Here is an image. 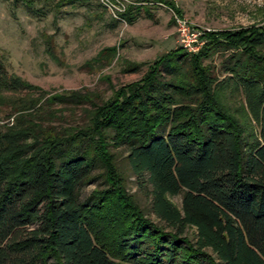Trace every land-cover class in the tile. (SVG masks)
Here are the masks:
<instances>
[{
	"label": "trees",
	"instance_id": "obj_1",
	"mask_svg": "<svg viewBox=\"0 0 264 264\" xmlns=\"http://www.w3.org/2000/svg\"><path fill=\"white\" fill-rule=\"evenodd\" d=\"M50 1L58 10L82 2ZM133 1L121 12L128 22L140 14L139 1L167 3L182 16L173 0ZM24 2L34 9V0ZM203 35L196 52L179 45L162 53L99 103L81 89L53 95L91 101L88 122L60 134L30 122L42 150L21 159L0 140V264H264V109L247 138L225 115L205 62L230 50L225 71L235 85L264 86V24ZM104 50L101 57L115 56V46ZM140 65L128 61L125 69ZM111 145L126 148L130 171L150 186L156 220L125 189ZM97 165L106 185L81 198ZM179 193L180 208L167 198Z\"/></svg>",
	"mask_w": 264,
	"mask_h": 264
},
{
	"label": "rangeland",
	"instance_id": "obj_2",
	"mask_svg": "<svg viewBox=\"0 0 264 264\" xmlns=\"http://www.w3.org/2000/svg\"><path fill=\"white\" fill-rule=\"evenodd\" d=\"M173 1L190 25L199 29L264 24V0ZM130 2L134 1L82 0L58 10L50 0H34V9L24 0H0V69L8 76L5 80L0 75V140L10 146L6 153L20 149L24 159L42 150L39 144L44 139L38 138L40 133L36 131L37 137L32 129L26 128L32 121L39 123L40 132L43 129L59 134L88 122L86 109L91 101L67 98L60 103L53 95L81 89L90 92L92 100L99 103L118 86L139 79L162 53L180 45L173 8L161 1H139L140 14L128 22L121 12ZM112 45L116 47L115 56L101 57L100 52ZM229 52L217 51L205 62H209L216 77L213 89L225 115L237 123L247 138L254 139L260 111L264 109V86L235 85L233 76L225 71ZM128 61L141 65L138 70L127 71ZM10 77L28 84L13 85ZM17 117L23 119L17 121ZM110 151L125 176V189L156 220L150 210V186L141 184L130 171L124 158L126 148L111 145ZM101 171L97 165L93 176L81 185V198L106 185ZM167 198L181 207V193L168 194ZM193 231L188 228L190 237Z\"/></svg>",
	"mask_w": 264,
	"mask_h": 264
},
{
	"label": "built area",
	"instance_id": "obj_3",
	"mask_svg": "<svg viewBox=\"0 0 264 264\" xmlns=\"http://www.w3.org/2000/svg\"><path fill=\"white\" fill-rule=\"evenodd\" d=\"M175 22L179 33L180 45L187 51H197L205 42L203 33L208 29H199L198 27L191 26L190 22L183 16L175 15Z\"/></svg>",
	"mask_w": 264,
	"mask_h": 264
}]
</instances>
